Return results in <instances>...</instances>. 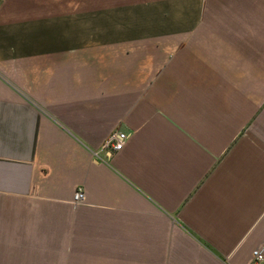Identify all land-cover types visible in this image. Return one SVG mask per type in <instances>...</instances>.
I'll return each mask as SVG.
<instances>
[{
    "label": "crops",
    "instance_id": "0c3cea01",
    "mask_svg": "<svg viewBox=\"0 0 264 264\" xmlns=\"http://www.w3.org/2000/svg\"><path fill=\"white\" fill-rule=\"evenodd\" d=\"M260 244L264 0H0V264H249Z\"/></svg>",
    "mask_w": 264,
    "mask_h": 264
},
{
    "label": "built area",
    "instance_id": "2783aa9c",
    "mask_svg": "<svg viewBox=\"0 0 264 264\" xmlns=\"http://www.w3.org/2000/svg\"><path fill=\"white\" fill-rule=\"evenodd\" d=\"M126 134L124 132L113 131L111 134L101 143L100 150L109 153L116 152L124 146L126 141ZM84 199V192L81 188H77L73 194V201L75 203ZM264 261V244H260L254 248L252 253V259L249 264H262Z\"/></svg>",
    "mask_w": 264,
    "mask_h": 264
},
{
    "label": "rangeland",
    "instance_id": "374dc122",
    "mask_svg": "<svg viewBox=\"0 0 264 264\" xmlns=\"http://www.w3.org/2000/svg\"><path fill=\"white\" fill-rule=\"evenodd\" d=\"M98 19H100V18H95V20H98ZM80 20H83V21H85L86 20V18H82V19H80ZM87 20H88V22H89V18H87ZM84 23V22H83Z\"/></svg>",
    "mask_w": 264,
    "mask_h": 264
}]
</instances>
